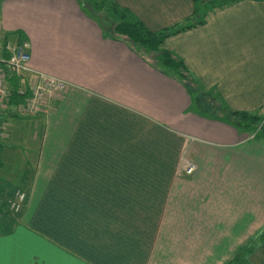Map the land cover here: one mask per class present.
<instances>
[{
    "label": "crops",
    "instance_id": "crops-1",
    "mask_svg": "<svg viewBox=\"0 0 264 264\" xmlns=\"http://www.w3.org/2000/svg\"><path fill=\"white\" fill-rule=\"evenodd\" d=\"M161 1L150 20L135 11L149 29L192 13V0ZM0 25L26 37L30 77L66 82L45 112L20 116L37 137L16 138L30 184L0 233L4 264H223L264 228V135L199 115L180 81L77 0H0ZM167 41L231 109L264 112V0Z\"/></svg>",
    "mask_w": 264,
    "mask_h": 264
},
{
    "label": "trees",
    "instance_id": "trees-1",
    "mask_svg": "<svg viewBox=\"0 0 264 264\" xmlns=\"http://www.w3.org/2000/svg\"><path fill=\"white\" fill-rule=\"evenodd\" d=\"M77 1L81 7L84 8L83 11L95 18L100 23L101 27L103 23L94 16L92 11L99 12L101 9L105 8L107 12V10L110 9L113 18L111 23L112 36L114 38H116L117 35L124 36L137 49L148 53L156 52L155 55L151 56L154 62L159 63L162 72L175 77L185 86L191 97L190 106L199 115L223 121L237 129L243 128L249 132L257 127V125H263L264 112L260 110L251 112L231 109L214 88H206L199 82L181 55L173 49L163 46L170 36L204 24L210 13L240 0H192V13L186 17L184 21L177 22L171 26L162 27L158 30H150L139 19L130 18L127 8L120 7L112 0H85L89 2L88 5H84L83 0ZM1 33L0 59L3 61L2 59H8L9 56L4 50V46L5 42L11 39L10 36L15 38L20 44L26 43L27 39L21 30H15L13 32L1 30ZM0 68L4 70L6 86L9 91L8 103L4 105L10 104V106H13L22 103L28 92V82L31 74L16 75L6 62H0ZM21 88H25L23 94L19 93ZM206 95L211 98V100H215L216 105H208L209 103L204 102L203 97ZM2 112L3 113L0 114V124L3 125L8 122V117L12 118L11 116H13L21 118L11 112L10 114L5 113L7 110L2 109ZM261 129L264 131L262 126ZM17 135L18 133L14 129L12 135L8 139H16ZM2 145V140L0 139V147ZM0 163L2 164V161H0ZM263 244L264 228L239 246L235 253L223 264H249L250 256Z\"/></svg>",
    "mask_w": 264,
    "mask_h": 264
},
{
    "label": "rangeland",
    "instance_id": "rangeland-1",
    "mask_svg": "<svg viewBox=\"0 0 264 264\" xmlns=\"http://www.w3.org/2000/svg\"><path fill=\"white\" fill-rule=\"evenodd\" d=\"M90 1H92V0H90ZM98 1H100V0H98ZM112 1L115 2L117 5H119L120 7L127 8L128 12H129L128 14L130 15V18L139 19L144 25H145V23L140 18L141 15L142 16L146 15V20L151 19V14L149 13V10L151 8V4H153L152 3L153 0H137L135 2V6H134L135 10L134 11L131 10L129 7L122 6L116 0H112ZM154 1L159 2L161 0H154ZM162 1H164V0H162ZM83 3H84V5L89 4V2H86L85 0H83ZM90 4H91V2H90ZM136 9L141 11L140 12L141 15L137 14L135 12V11H137ZM92 12L94 13V16L98 20H100V22L103 23V28L104 27L106 28V29H103V31L104 32L108 31L109 33H112L111 23H112L113 18L111 16V10L108 9L106 12L105 8H104V9H101L99 12H95V11H92ZM156 13H159V19H157V24H162L164 22V17L161 15V13H163V12L159 9V12L156 10ZM175 18H178V17H175ZM180 21H184V19H182ZM180 21H178V22H180ZM175 23H177V22H175ZM175 23H173V24H175ZM150 30H152V29H150ZM118 36H121V35H117L116 37H118ZM10 38H12V36H10ZM167 40L163 45L166 48L169 47ZM26 44H27V42H26ZM28 47H29V45H28ZM149 54L152 56V55H155L156 52H149ZM63 83L66 84V82H63ZM210 97L214 98L213 96H210ZM203 101L206 103H209L208 105H216L215 100H211V98H209L207 95L205 97H203ZM210 103H214V104H210ZM2 109L7 110V112H5V113L10 114V112H11L13 114H16V116H22L23 117L25 115V114L18 112L14 108V106H10V105L0 106V112H1L0 114L3 113ZM43 112H45V111L39 112L37 114H42ZM9 116H11V115H9ZM11 117L12 118L8 117V122L6 124H4V125L0 124V127H1L0 139L2 140V144H3L0 147V161H2V164H0V233H2L4 231L8 232L9 230H11L13 225L19 221V217L21 215V212H22L23 207H24V202L26 200L25 190L28 188V185L30 184L28 178H26L24 180V182H21L17 179L19 176L21 160L23 161V159L21 158L22 156H20V154H19L21 149L17 145V139H15V138L8 139V138L12 135L14 129H16L17 130L16 132L18 134H21V135L23 134V131H22L23 128H24V130L29 132L28 133L29 135H30V133L34 134V135L36 133L33 129L29 130L28 126L22 127V124L19 123V122L23 121L24 119H27L26 118L27 116H25V118H19V117H13V116H11ZM13 122H15V123L13 124ZM28 122H30V120L26 121V123H28ZM17 125H19L20 129L16 128ZM261 126L264 128V121H263V125L262 124L257 125V127L252 129V131H250L249 133H251V135H254V136H257L258 133H260L261 135H264V131L261 129ZM33 136H30V137L32 138ZM35 137H37V135H35ZM7 189H10V190L6 191ZM249 264H250V260H249Z\"/></svg>",
    "mask_w": 264,
    "mask_h": 264
},
{
    "label": "built area",
    "instance_id": "built-area-1",
    "mask_svg": "<svg viewBox=\"0 0 264 264\" xmlns=\"http://www.w3.org/2000/svg\"><path fill=\"white\" fill-rule=\"evenodd\" d=\"M1 25H0V42H1ZM1 47V44H0ZM28 44H20L15 38H11L5 42L4 50L8 53V59H2L10 65L16 75L32 74L28 67ZM31 76V75H30ZM5 73L0 68V106L8 103L9 91L7 90ZM65 87L62 80L44 73H34L29 77L28 92L22 103L13 105L14 108L25 115L33 116L39 112L46 110L48 103L47 99L50 96L57 95ZM25 88H21L19 93L23 94ZM10 105V104H8ZM194 170L192 164H187L185 172L190 174Z\"/></svg>",
    "mask_w": 264,
    "mask_h": 264
},
{
    "label": "snow or ice",
    "instance_id": "snow-or-ice-1",
    "mask_svg": "<svg viewBox=\"0 0 264 264\" xmlns=\"http://www.w3.org/2000/svg\"><path fill=\"white\" fill-rule=\"evenodd\" d=\"M0 264H4V262L2 261V259H0Z\"/></svg>",
    "mask_w": 264,
    "mask_h": 264
}]
</instances>
